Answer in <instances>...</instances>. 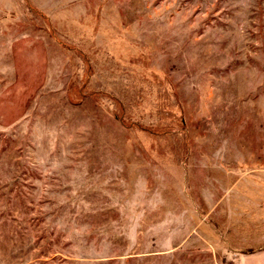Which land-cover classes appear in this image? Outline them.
<instances>
[{
    "label": "rangeland",
    "instance_id": "374dc122",
    "mask_svg": "<svg viewBox=\"0 0 264 264\" xmlns=\"http://www.w3.org/2000/svg\"><path fill=\"white\" fill-rule=\"evenodd\" d=\"M0 264H264V0H0Z\"/></svg>",
    "mask_w": 264,
    "mask_h": 264
}]
</instances>
